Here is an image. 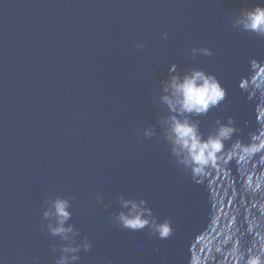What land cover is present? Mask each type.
Returning <instances> with one entry per match:
<instances>
[{"label":"water","instance_id":"95a60500","mask_svg":"<svg viewBox=\"0 0 264 264\" xmlns=\"http://www.w3.org/2000/svg\"><path fill=\"white\" fill-rule=\"evenodd\" d=\"M255 2L0 0V264H53L60 241L41 230L42 205L57 195L76 197L70 222L93 245L77 264H188L190 249L196 264L233 218L242 224L234 162L194 183L159 138L157 114L169 66L202 68L228 95L200 117L201 131L231 115L247 140L253 101L237 85L251 59L264 61V40L231 20ZM192 47L213 55L193 60ZM152 125L157 136L143 138ZM121 194L145 199L159 221L171 217L173 235L115 226Z\"/></svg>","mask_w":264,"mask_h":264},{"label":"clouds","instance_id":"9594fccd","mask_svg":"<svg viewBox=\"0 0 264 264\" xmlns=\"http://www.w3.org/2000/svg\"><path fill=\"white\" fill-rule=\"evenodd\" d=\"M232 28L264 40V0H256L251 7H242L231 20ZM167 39V33L163 34ZM138 49L145 44L136 42ZM191 59L212 56L208 47H192ZM168 77L160 81L158 105L164 114H157L160 137L165 141L166 151L174 158L175 165L189 175L196 184H203L212 169H228L235 164L242 178L241 203L244 207L242 224L235 218L222 233L213 247L200 249L202 256L196 264H264V61L255 58L249 61L248 74L242 76L238 88L253 101L255 130H249L247 140L240 138L242 127L229 115L218 116L212 126L201 131L200 117H206L213 109H220L227 98L228 90L213 73L202 68L188 67L179 70L177 64L169 66ZM137 140L142 142L139 131ZM157 136V125L143 129V138ZM235 137V138H234ZM75 196L47 198L43 201L42 219L46 221L41 230L59 244H52L53 264H77L81 251L88 252L92 242L87 236L80 237V230L71 223L72 201ZM97 203H103V195L97 193ZM119 210L109 213L110 221L129 231L148 229L150 236L168 239L175 231L172 218L159 221L152 208L143 198L117 197ZM107 208V205H105ZM221 234H218V236ZM251 237L246 240L245 237ZM247 244V247H245ZM194 252L190 249L188 264H193ZM39 264V257L33 258Z\"/></svg>","mask_w":264,"mask_h":264}]
</instances>
